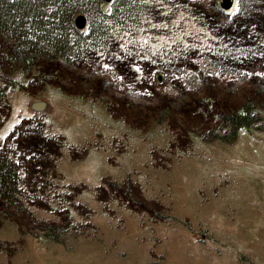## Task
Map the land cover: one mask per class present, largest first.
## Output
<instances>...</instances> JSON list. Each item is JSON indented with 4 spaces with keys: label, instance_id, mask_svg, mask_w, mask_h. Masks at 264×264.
Here are the masks:
<instances>
[{
    "label": "rangeland",
    "instance_id": "374dc122",
    "mask_svg": "<svg viewBox=\"0 0 264 264\" xmlns=\"http://www.w3.org/2000/svg\"><path fill=\"white\" fill-rule=\"evenodd\" d=\"M78 8L93 49L0 64V264H264V0Z\"/></svg>",
    "mask_w": 264,
    "mask_h": 264
},
{
    "label": "trees",
    "instance_id": "16d2710c",
    "mask_svg": "<svg viewBox=\"0 0 264 264\" xmlns=\"http://www.w3.org/2000/svg\"><path fill=\"white\" fill-rule=\"evenodd\" d=\"M90 2L92 0H0V36L5 37V40L0 37V64L15 62L13 58L20 52L14 46L29 48L26 61L33 55H44V49L46 59H70L82 49H93L99 41L97 34L100 36L104 31L95 32L91 26L95 39L84 47L80 36L83 33L74 24L78 7ZM0 105L7 108L3 92L0 93ZM246 113L240 112L228 119L237 127L245 124ZM2 156L5 155L0 154V185L5 192H10L16 186L15 167Z\"/></svg>",
    "mask_w": 264,
    "mask_h": 264
},
{
    "label": "water",
    "instance_id": "95a60500",
    "mask_svg": "<svg viewBox=\"0 0 264 264\" xmlns=\"http://www.w3.org/2000/svg\"><path fill=\"white\" fill-rule=\"evenodd\" d=\"M229 4V0H223V5L226 7L227 5ZM76 23H77V26L78 27H83L84 25V17L83 16H79L76 20ZM43 103L41 102H38V103H35L34 105V108L36 109H42L43 107Z\"/></svg>",
    "mask_w": 264,
    "mask_h": 264
}]
</instances>
